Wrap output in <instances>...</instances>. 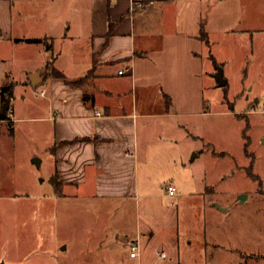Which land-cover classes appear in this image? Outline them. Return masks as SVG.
<instances>
[{
    "label": "crops",
    "instance_id": "crops-1",
    "mask_svg": "<svg viewBox=\"0 0 264 264\" xmlns=\"http://www.w3.org/2000/svg\"><path fill=\"white\" fill-rule=\"evenodd\" d=\"M54 1L0 0V86L14 83L10 120H0V200L34 205L28 232L47 221L51 202L138 195V162L159 158L161 141L175 128L171 117L210 113L203 75L211 79L214 62L223 75L230 54L245 80L259 61L264 70V0H76L49 62ZM44 67L42 84L33 87L29 76ZM52 69L68 81L87 77L72 85ZM151 93L158 110L146 109ZM38 155L47 162L51 193L34 177L31 157ZM48 234L45 257L68 251V241ZM140 235H127L123 248ZM20 248L3 250L0 264H36V251ZM130 258L139 263V255Z\"/></svg>",
    "mask_w": 264,
    "mask_h": 264
},
{
    "label": "rangeland",
    "instance_id": "rangeland-1",
    "mask_svg": "<svg viewBox=\"0 0 264 264\" xmlns=\"http://www.w3.org/2000/svg\"><path fill=\"white\" fill-rule=\"evenodd\" d=\"M75 2L52 3L56 37L51 47L45 45L49 62L61 40L60 27L72 21ZM225 60L226 86H219L213 75H203L210 113L171 117L175 128L161 141L165 147L159 158L139 160V184L145 191L140 188L138 195L124 200L51 202L48 219L37 221L36 232L24 230L34 205L21 200L10 205L1 197L0 263L3 250L11 255L15 248L27 247L36 251V264H137L122 245L138 230V264H264V70L259 61L245 80L234 70L230 54ZM151 94L154 100L146 109L158 110ZM34 157L39 159L34 163L38 186L51 193L47 162H41L42 155ZM170 182L176 189L173 195L164 185ZM50 231L70 244L52 259L43 255L52 245Z\"/></svg>",
    "mask_w": 264,
    "mask_h": 264
},
{
    "label": "trees",
    "instance_id": "trees-1",
    "mask_svg": "<svg viewBox=\"0 0 264 264\" xmlns=\"http://www.w3.org/2000/svg\"><path fill=\"white\" fill-rule=\"evenodd\" d=\"M108 31L110 30V24H108ZM30 41H38V40H30ZM52 73L51 75L57 78H62L64 81L74 85L77 83H81L82 81H84V79L87 77V75L80 77L78 79H75L74 81H68L64 78L63 74L55 69L51 70ZM13 86L14 83H10L8 85H3L0 86V120H8L9 117V111L11 110V105H12V100H13ZM84 96V100L87 101L89 100V96L87 95H83ZM250 176H252L253 178L255 177L254 174L250 173ZM51 182H52V186L53 188L58 191L59 187H60V183L58 182V177L56 174H54L51 178Z\"/></svg>",
    "mask_w": 264,
    "mask_h": 264
},
{
    "label": "water",
    "instance_id": "water-1",
    "mask_svg": "<svg viewBox=\"0 0 264 264\" xmlns=\"http://www.w3.org/2000/svg\"><path fill=\"white\" fill-rule=\"evenodd\" d=\"M216 72L213 74V76L215 77L217 84L219 86H225L226 85V79L224 78V76L222 75V69L220 66L216 65L215 66ZM46 70V68L44 67L43 69H41L40 71H37L35 73H33L32 75L29 76V82H31L33 87H38L42 84V75L44 73V71ZM197 154H193V157H196ZM35 162H39V159L37 158H32ZM238 198H240L241 202H243L245 200V196L244 195H240Z\"/></svg>",
    "mask_w": 264,
    "mask_h": 264
},
{
    "label": "built area",
    "instance_id": "built-area-1",
    "mask_svg": "<svg viewBox=\"0 0 264 264\" xmlns=\"http://www.w3.org/2000/svg\"><path fill=\"white\" fill-rule=\"evenodd\" d=\"M137 7H141V6H143V4H141V3H137V4H135ZM122 69L118 72L119 74L120 73H122ZM9 114V117H8V120H10V117H11V114L10 113H8ZM97 114H100L99 112H97ZM165 186H166V191H167V193H168V195H170V194H173L174 193V191H175V186L174 185H172V184H165ZM128 248H129V255H130V257H138V255H139V251H140V248H139V241H138V239H133V240H130L129 242H128ZM165 254L164 253H161L160 254V256H164Z\"/></svg>",
    "mask_w": 264,
    "mask_h": 264
}]
</instances>
